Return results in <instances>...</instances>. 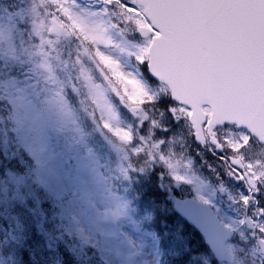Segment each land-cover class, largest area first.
<instances>
[{"label":"snow or ice","instance_id":"obj_1","mask_svg":"<svg viewBox=\"0 0 264 264\" xmlns=\"http://www.w3.org/2000/svg\"><path fill=\"white\" fill-rule=\"evenodd\" d=\"M0 264H264V0H0Z\"/></svg>","mask_w":264,"mask_h":264}]
</instances>
